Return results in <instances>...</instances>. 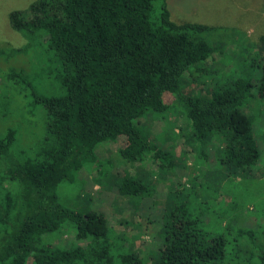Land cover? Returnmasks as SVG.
Segmentation results:
<instances>
[{"label": "trees", "instance_id": "1", "mask_svg": "<svg viewBox=\"0 0 264 264\" xmlns=\"http://www.w3.org/2000/svg\"><path fill=\"white\" fill-rule=\"evenodd\" d=\"M9 21L27 42L22 47L0 43V56L6 48L16 56L42 42L48 60L60 69L65 92L41 95L14 67L0 77L1 83L8 81L20 92L32 90L35 103L47 112L35 157H20L14 151L15 129L0 137V264H264V202L261 214L253 213L256 200L264 198V170L262 180L251 174L261 168L258 139L264 129L258 131L243 108L254 86L264 98V32L254 41L235 27L177 22L168 0H35L11 11ZM227 33L233 42L256 49L252 56L259 66L256 84L240 77L210 98L181 94L184 78L196 71L205 72L201 81L211 75V83L218 82L219 64L224 63L214 59L217 47L210 39ZM178 101L184 109L173 111ZM154 113H170L161 118L165 134L183 141L187 151L177 157L187 164L145 134L142 128L152 134L154 122L161 121ZM121 136L125 143L113 160L117 165V156L137 164L136 174L115 171L112 159L105 169L106 161L98 154L99 144ZM207 145L214 151V171L225 190L218 198L225 206L218 233L203 230L186 203L178 205L175 200L192 195L189 187L205 185L198 172L203 165L211 166ZM86 164L93 165L94 181L102 190L116 189L133 206L149 194L153 176L169 182L165 197L153 201L164 210L148 258L128 247L121 252L113 244L104 212H80L58 201L59 185L74 182L75 173ZM235 188L245 193L247 202L230 216ZM208 196L205 192L204 198ZM243 211L256 218L255 225L237 224L245 220ZM65 230L74 232L69 247L62 241L58 245L60 237H53ZM115 249L119 253L113 254Z\"/></svg>", "mask_w": 264, "mask_h": 264}, {"label": "rangeland", "instance_id": "2", "mask_svg": "<svg viewBox=\"0 0 264 264\" xmlns=\"http://www.w3.org/2000/svg\"><path fill=\"white\" fill-rule=\"evenodd\" d=\"M33 1L35 0H0L1 44L4 41L15 47H22L26 44V38L11 27L9 14L13 10L26 8ZM168 5L172 18L177 22L193 21L235 27L254 41H257L260 34L264 32V0H168ZM210 40L211 44L217 47L214 59L224 63V66L219 64L221 74L218 76V82L211 83V75H209L208 80L204 78L207 82L201 81L205 72L203 70L200 72L196 71L193 73V77L184 78L183 83H181V94L188 93L210 98L214 92H219V87L227 85L229 81L240 77L251 79L256 84V78L259 76V66L257 63H253L254 61L252 60V56L257 54L255 48L233 42L230 33L223 34L216 40ZM41 43L40 41L35 42L26 51L16 56L10 55L9 50L6 48L5 52L0 56V77L14 67L22 71L32 81L37 93L47 96L62 95L65 90L61 86L60 69L55 62L48 60L47 51ZM256 88L255 86L253 87V92L251 91L244 101L243 108L252 117L254 124L256 123L257 129L260 131L264 129V118L261 119L259 115L263 114L264 117V98L260 97ZM177 96L179 97V95ZM0 97V137L9 128L15 129L18 138L13 147L14 151L20 157H35L45 134L46 108L41 104L35 103L32 90L20 92L8 81L7 83L0 82ZM172 100L173 98L169 102ZM183 106L182 102L179 103L178 101L174 105L173 111H180L184 109ZM167 114L154 113L153 116L156 119H165L170 113ZM140 125L144 127L142 124ZM140 125L138 124V126ZM142 129L151 141L165 151L170 152L176 161H180L181 164L186 161V159H181L177 156L184 150L187 151V147L182 140H171L169 134H165L166 126L162 119L154 122L151 130L152 134H149L146 131L147 129ZM258 140L262 169L257 167L251 174L255 178L262 180L264 136H259ZM124 143L125 136H121L115 142L107 141L99 144L97 148L98 154L103 161H106L104 163L105 169H109L111 166V163L107 160H113L117 149ZM205 150L209 153L211 166L203 165L202 170L198 172L199 176H203L205 185L189 187L190 190L194 191L192 195L177 197L175 200L178 205L186 203L191 217L198 218L201 221L203 230L218 233L223 227L220 215L225 209L219 199L222 196L220 193L225 192V190L218 181L219 174L214 171L217 166L214 151L210 145H207ZM188 157H190V160L192 159L190 154ZM115 159L117 161L116 165L113 160L115 171L123 173L122 170H126L131 174H136L137 164L129 165L120 161L117 156H115ZM185 163L187 164V161ZM146 165L153 168V165H150L149 162H146ZM176 168L180 169V165L176 166ZM178 172L185 173L184 170H177ZM242 174L239 173L241 177H243ZM95 175L96 172L93 169V165H84L75 173L74 182H63L59 185L57 190L58 201L64 206L80 212H104L111 225L110 240L113 244L117 248L120 247L119 250L121 252L127 251L125 248L128 247L136 251L141 257L148 258L149 250L154 247L157 239V230L164 210L163 205H155L153 201L161 200L165 197L168 192L169 182L153 176L154 181L148 182L149 194L144 195L141 204L133 206L131 204L133 202L122 198L116 192V189L111 191L102 190L101 186L94 181ZM179 180L181 179H176V181ZM262 186L264 187V182ZM226 188L227 190L229 189L228 186ZM235 189L237 198L232 204L235 206L227 212L230 216L242 211L244 204L247 202L245 193L240 192L237 188ZM263 191L264 189L261 193ZM205 192L208 193V198H204ZM262 202H264L263 197L257 199L256 203H254L255 210L253 213L256 216L259 212L261 214L263 210ZM251 207L249 206V208ZM224 216L226 217V215ZM241 216L245 220L238 221L237 224L239 226L255 225L256 218L251 214L243 211ZM70 233L74 232L67 233L65 230V233L57 232L53 237H60L58 241L56 240L58 245H61L62 241V246L69 247L70 242L73 240ZM119 250L115 249L112 253H119Z\"/></svg>", "mask_w": 264, "mask_h": 264}]
</instances>
